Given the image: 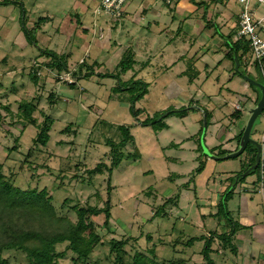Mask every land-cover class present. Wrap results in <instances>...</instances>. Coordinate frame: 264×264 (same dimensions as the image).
I'll list each match as a JSON object with an SVG mask.
<instances>
[{
  "label": "rangeland",
  "instance_id": "374dc122",
  "mask_svg": "<svg viewBox=\"0 0 264 264\" xmlns=\"http://www.w3.org/2000/svg\"><path fill=\"white\" fill-rule=\"evenodd\" d=\"M19 1L23 6L20 3L0 5V60L7 55L6 63L0 62V82H3L0 110L7 114L3 105L9 104L10 110L17 113L21 99H36L40 95L34 113L38 123L45 118L42 112L51 115L54 122L48 145L39 149L33 147L32 142L37 126L22 122L16 115H7L6 122L0 125V167L3 172L22 188H47L57 214L74 220L77 214L72 206L77 200L100 207L110 201L113 231L102 226L103 214L94 218L101 225L100 233L107 245L112 237L131 238L125 246L128 264L133 263L138 251L152 256L150 249L153 246L158 263L164 262V258L167 263L173 260L175 264H184L189 253L205 245V239L191 245L187 239L213 230L218 234L228 232L231 221L238 232L229 242L218 238L224 253H219V245L213 243L218 249L211 252L215 264H264V244L257 243L252 249L256 258H249L251 244L247 247L246 240H252L254 222L264 223V170L260 173L256 168L246 179L243 177L250 168L243 172L252 157L250 148L255 144L250 143L252 146L237 157L217 160L206 151L201 140L205 130L206 144L218 156L236 149L239 143L236 136L247 124L246 110L259 97L243 74L264 81V61L262 68L252 56H244L240 65L242 74L227 55L222 34L233 36L236 32L243 9L239 0L216 4L211 0H197L203 1L198 11H207L205 18L198 12L186 18L187 3L182 6L181 0H151L152 6H156L154 10L162 11L163 15L158 17L148 12L142 18L133 11L138 8L148 11L152 9L150 4L129 0L118 23L100 9L102 0ZM131 2L135 6L127 8ZM22 7L26 9L34 42H27L21 29ZM249 7L257 19L264 16V3L251 1ZM76 13H80V24L70 20ZM41 16L48 19L36 27L35 22ZM210 21L219 28L216 25L205 30L200 28V23L205 26ZM85 27H88L86 33L82 32ZM259 34L264 39V29H259ZM129 48L135 54V68L121 74V79L128 81L134 76L149 83L148 93L136 102L137 108L144 109L139 118L131 111L129 92L123 91L128 97L126 102L112 97V88L120 84L119 78L98 75L104 72L117 75L118 63ZM46 49L58 53L72 51L71 72H80L78 65L85 59L87 63L76 76L78 79L71 72H64L57 81L56 72L42 67L41 79L34 82L30 72L33 65L37 67L47 59ZM92 65L93 69H89ZM189 65L193 72L200 70L193 82L189 81L190 74L179 75L185 70L190 72ZM92 70L96 73L83 77ZM75 81V86L68 84ZM51 91L57 97L53 104L48 99ZM239 104L242 116L232 118L231 114ZM200 105L212 115L209 125ZM183 106L191 109L183 116H168L164 120L168 127L162 131L157 130L159 122L142 124L155 112ZM98 118L125 124L134 135V141L123 148L126 156L111 179L106 167L102 173L92 175L89 172L101 162L111 164L110 147L97 126ZM69 123L73 124L72 129L63 131ZM17 136L19 147L11 150ZM251 136L264 147V112L255 121ZM172 143L179 146H172ZM224 150L228 152L223 153ZM28 152H31L30 157ZM202 160L205 166L199 172L197 168ZM190 178L193 181L189 188L183 187ZM195 184L198 193L192 188ZM228 187V191H232L227 200L230 212L228 216L222 212L217 214L218 202ZM245 189L250 216H246L241 196ZM177 194L178 204L170 202L162 206L167 198ZM67 198L70 201H65ZM158 208L162 213L155 216ZM148 234H152V239L147 238ZM64 246L57 248L61 250ZM109 252L104 245L97 246L93 264H112L114 256L110 255L112 261L106 258ZM5 255L10 257L11 264H27L22 254L16 256L9 251ZM194 259L197 264H209L199 252ZM59 262L70 264L71 253Z\"/></svg>",
  "mask_w": 264,
  "mask_h": 264
},
{
  "label": "trees",
  "instance_id": "16d2710c",
  "mask_svg": "<svg viewBox=\"0 0 264 264\" xmlns=\"http://www.w3.org/2000/svg\"><path fill=\"white\" fill-rule=\"evenodd\" d=\"M170 1L171 0H169V2ZM191 1L198 7L200 5H203V1ZM15 3L18 4L20 3V1H0V5H9ZM20 5L23 6V2H21ZM100 8H103L102 4ZM26 14L27 13L25 7H22V15L20 18L21 29L24 32L27 42H34V37L31 34L32 31L30 30ZM123 14L124 12L122 13V15ZM122 15L119 17V19L122 17ZM47 19V16L39 17L35 22V26L39 27L40 24L42 22H45ZM112 19L116 23L119 22L118 18ZM70 20L72 23L73 21H79L78 23L80 24L81 17L79 13H76L74 14V18H70ZM215 25L217 26V24H214L210 21L206 26L213 27ZM87 30L88 27L82 28V32L84 33H86ZM222 36L225 38L224 43L228 48L227 55L229 56V58H231L235 64L234 52H236L242 64L243 57L250 52L249 41L245 39L234 41L233 36H226L224 34H222ZM44 53L46 54L47 59L44 60L43 63H40L37 67L33 65L30 72V75L32 76L34 82L38 83V81L41 79L40 68L42 67H46L50 72H56V75L54 77L55 79H57V81L61 80V76L64 72H71V68L69 67V59L73 56L72 51L63 53L62 50L60 53H58L52 49H46ZM134 55L135 54L132 52V50H130V48L124 52L122 58L118 63L117 75L113 72L98 73V75L114 76L119 78L120 84L112 88V97H116L121 102H126L128 97L123 91L129 92L131 94L130 101L132 102L131 111L136 118H139V116L144 112V109L137 108L136 102L148 93L149 83L141 78L136 79L134 76L128 81H123L121 79V74H125L129 70H134L136 64ZM6 61L7 55H5L0 60V62L2 63H6ZM86 63L87 62L85 59L79 63L78 67L80 72ZM88 68L93 69V65L88 66ZM189 68L190 72H187V70L186 74H190L189 81H192L193 77L198 75V71L193 72L190 65ZM77 71L78 70L72 71L71 74L78 79V77L76 76L80 72ZM95 73V70L88 71L83 75V77L87 78ZM2 83L3 82H0V88L2 87ZM68 84L71 86H75L77 84V81L68 82ZM255 89L257 90L258 88L256 87ZM40 97L41 96L39 95L36 99L39 100ZM36 99H21L19 101V110L17 113H14L12 110H10L9 104H4L3 106L8 113L3 114L0 110V125H2L3 122H6L7 115L9 114L11 115V117L16 115V117L22 120V122L28 121L31 124H35L38 129L36 135L32 139L33 147L43 149L48 145V142L50 140V130L54 119L51 115L42 112L45 118L42 122L38 123V119L34 114L39 105ZM48 99L50 100L51 104L56 103V93L54 91H51ZM0 105L2 106V103ZM200 108L205 111L206 116L208 117L207 123L209 125V117L211 115L209 110L201 105ZM190 109L191 107L186 108L185 106L181 108L168 107L163 112H155L154 116H147L142 121V124L146 125L159 122L157 130L162 131L163 129L168 127V124L164 121L168 116H183L186 115ZM231 116L232 118H240L242 116V112L240 109H236V111L233 112ZM96 123L97 126H99L98 128L101 130V135L106 137V143L110 147L111 164L107 165L106 163L101 162L89 172L92 175L102 173L103 167H106L111 179L114 170L120 166L126 156L123 152V148L126 147L130 142L134 141V135L131 133L130 127L126 126L125 124H117L104 118H98L96 120ZM72 126L73 124L69 123L63 131H70L72 129ZM22 130L24 131V129ZM243 131L244 129L239 135L236 136V138L239 137V141L241 139ZM18 140H20V138L17 136L15 138V145L11 147V150L18 149ZM171 145L179 146L175 143H172ZM251 146L252 145L249 143L247 148H250ZM199 147L202 151L201 146ZM211 151L214 152L213 150ZM250 151L252 153V157L247 166L243 169V172L246 168L255 163L257 154L256 146L251 147ZM224 152L226 153L228 151L224 150L223 153ZM137 154L139 153L136 152V155ZM27 155H29L30 157L31 152H28ZM130 155L132 154L129 153V156ZM204 166L205 162L204 160H202L197 168V171L201 172L204 169ZM257 168L260 169V173H262L261 171L264 170V147L262 159ZM241 180L242 178L240 177L239 181ZM192 181L193 179L190 178L187 182L183 183V187L189 188ZM192 188H194V191L198 193L196 184ZM228 190L229 187L226 189L223 197L218 202V207L220 208L217 214L222 212L223 214L227 215L230 212L227 207V200L231 197L232 191ZM52 199L53 197L49 194L47 188H22L21 186L15 184L14 179L11 176H7L3 172L2 167H0V264H11L10 257L5 255V253L9 251L14 252L16 256L17 254L24 255L27 264H60L59 260L66 257L68 253H71L70 264H93V254L95 252V249L99 245H104L106 248H109L110 252L106 254V258L112 261L110 255H113L114 258L112 257V264H128L125 258V256L127 255L125 246L127 243H129V239L131 238L119 239L112 237L108 241L107 245L105 240H103L102 238V234L100 233L99 228L101 227V225H99L94 218L95 216L103 214L105 216V219L102 223V226L104 225L109 232L113 231L111 227L112 204L110 203V201H107L104 206L100 207L98 205H91L88 202L81 203L77 200L76 203L72 206L73 210L77 214V218L76 220H74L67 215H58L54 205L52 204ZM65 201H70V199L67 198ZM170 202L173 204H178L179 195L177 194L176 196H170L162 206L165 207ZM160 209L161 208H158L155 211V216L158 214L161 215L160 213L162 212L160 211ZM166 214L168 215V213ZM202 216L205 217L207 216V214H202ZM231 224L232 225L228 232L218 234L212 231L207 237L204 235L191 236L186 241H188L189 245H191L194 244L196 240L205 239V245L201 249V254L209 264H215V261L211 257V252L214 251L213 243L218 238L226 242H229V240H231L233 235L237 232L234 221H231ZM147 238L149 240L152 239V234H148ZM63 244L65 245L64 248L59 250L57 247ZM154 247L155 246L150 249L152 256H149V254H146L144 252H136L134 261L131 264H160L156 261V258H158V256L154 250ZM163 260L164 262H162L161 264H175L173 260H169L168 263L164 258Z\"/></svg>",
  "mask_w": 264,
  "mask_h": 264
},
{
  "label": "built area",
  "instance_id": "2783aa9c",
  "mask_svg": "<svg viewBox=\"0 0 264 264\" xmlns=\"http://www.w3.org/2000/svg\"><path fill=\"white\" fill-rule=\"evenodd\" d=\"M255 1L264 3V0H239L243 9L238 17L236 32L233 34V40H248L250 52L246 56H252L255 62L264 61V39L259 34V29H264V16L257 19L255 13L250 9L249 3ZM129 0H102V9L111 18L117 19L124 12L125 5ZM239 107V106H238ZM264 139V138H263Z\"/></svg>",
  "mask_w": 264,
  "mask_h": 264
},
{
  "label": "crops",
  "instance_id": "0c3cea01",
  "mask_svg": "<svg viewBox=\"0 0 264 264\" xmlns=\"http://www.w3.org/2000/svg\"><path fill=\"white\" fill-rule=\"evenodd\" d=\"M145 3H147V5L148 4H150L149 6L150 7H152V9H148V11L146 10V9H142V10H140V8H138V10L137 11H133V14H136V13H139L138 15L140 16V17H142V18H144L146 15H147V13L148 12H151V13H153L154 15L156 14V15H158V17H161V15H163V13H162V11H160V10H157V12L154 10V8L153 7H156V6H152V1L150 0H143ZM182 1V2H181ZM180 2H181V4L180 5H182V6H184L186 3V8L188 9V12H186V18H190L194 13H196V12H198L199 13V11H198V9H199V7L196 5V4H194L191 0H181ZM212 1V3H217V2H222V3H227L228 2V0H223V1H221V0H211ZM167 6H169L168 4H166ZM194 5V6H193ZM133 6H135L132 2L131 3H129L128 5H127V8H132ZM147 7V6H146ZM203 7V6H202ZM173 11H175L174 9H172ZM80 14V13H79ZM200 15H202V18H205L206 17V15H207V12L206 11H203L202 13H199ZM158 17H156V18H158ZM126 18V17H125ZM193 24H195V23H193ZM200 28H202L203 30H205V29H207L208 27L205 25H203V24H201L200 23ZM221 30V29H220ZM182 58H184V57H181L180 59H182ZM194 59V58H193ZM182 60H185V59H182ZM186 61V60H185ZM226 61H228V60H226ZM189 67V66H188ZM206 67L208 68V64L206 63ZM186 71V70H185ZM184 71V73H181V71L179 72V73H181V74H179V75H181V76H184L185 74H186V72ZM200 75V70L198 69V75H196V76H194L193 77V80L191 81V82H193L194 81V79L196 78V77H198ZM211 76V75H210ZM209 76V77H210ZM248 84H250L249 82H247ZM247 85V84H246ZM251 85V84H250ZM252 86V85H251ZM221 92H222V90H221ZM257 102V101H256ZM256 104V103H255ZM254 104V105H255ZM254 105H252V106H254ZM237 106V105H236ZM236 106H235V108H236ZM252 106H250V107H252ZM250 107H248L247 108V110L250 108ZM236 109H240V110H242V108L240 107V104H239V108L237 107ZM247 110H246V115H247ZM240 142V141H239ZM205 144H206V139H205ZM207 145V144H206ZM238 146H239V143H238ZM238 146L236 147V149L238 148ZM208 147V146H207ZM209 148V147H208ZM236 149H234V150H236ZM234 150H231V151H234ZM252 172V171H251ZM251 172H249V173H251ZM249 173L246 175V176H243V177H247L248 175H249ZM263 186V185H262ZM243 193L241 194V196H242V201H243V204H244V211L246 212V216H250V214H249V212H248V197H246L247 195L246 194H244V192H247L246 191V189L245 190H243L242 191ZM262 193H264V188L262 187ZM214 231V230H213ZM209 232H212V231H209ZM238 232V231H237ZM210 234V233H209ZM208 234V232H207V234H202V235H204V236H208L209 235ZM206 236V237H207ZM251 237H252V240H250V239H246L247 240V242H248V245H247V247L251 244V248H250V256H249V258H256V256H255V254L253 253L254 251L252 250V249H254V247L257 245V243L259 244V243H262V244H264V223H262V222H259V221H256V222H254L253 224H252V226H251ZM218 244L219 245V247L221 246V244H219L220 243V240L219 239H216L215 241H214V244ZM213 249L216 251V250H218V249H216V247H214L213 246ZM220 250H218V252L219 253H224V248L222 247H220L219 248ZM197 252H199V253H201V249H199V250H196V251H193V253L191 252V253H189L188 255H187V257L186 258H184V264H197L196 263V260L194 259L195 258V255H197ZM248 254H249V252H248Z\"/></svg>",
  "mask_w": 264,
  "mask_h": 264
},
{
  "label": "water",
  "instance_id": "95a60500",
  "mask_svg": "<svg viewBox=\"0 0 264 264\" xmlns=\"http://www.w3.org/2000/svg\"><path fill=\"white\" fill-rule=\"evenodd\" d=\"M234 60H235V67L237 71L242 73L240 71L241 61L236 52H234ZM243 76L245 80L249 82L253 87L258 88L257 90H258L259 97L257 99L256 104L247 110V124L244 128L238 148L234 151L226 153V155L218 156L214 154L213 152H211L210 149L205 144V137H204V134L206 132L205 130L203 131L201 140H202L204 147H206V151L211 155L212 158L217 159V160H224V159L237 157L245 152V149L247 148L249 143L255 144V146H257L256 163L250 166V168L246 172L243 173V176H246L249 172L257 168V166L261 162L262 154H263L262 143L252 138L251 131H252L255 121L264 112V81L252 78L249 74H243ZM208 153L206 154L208 155Z\"/></svg>",
  "mask_w": 264,
  "mask_h": 264
}]
</instances>
